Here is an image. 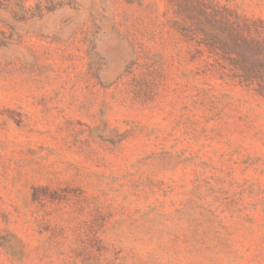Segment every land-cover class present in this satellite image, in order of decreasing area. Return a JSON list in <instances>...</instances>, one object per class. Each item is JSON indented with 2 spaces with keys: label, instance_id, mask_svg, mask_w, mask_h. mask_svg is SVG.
<instances>
[{
  "label": "rangeland",
  "instance_id": "1",
  "mask_svg": "<svg viewBox=\"0 0 264 264\" xmlns=\"http://www.w3.org/2000/svg\"><path fill=\"white\" fill-rule=\"evenodd\" d=\"M193 58L168 0H0V264H264V96Z\"/></svg>",
  "mask_w": 264,
  "mask_h": 264
},
{
  "label": "trees",
  "instance_id": "2",
  "mask_svg": "<svg viewBox=\"0 0 264 264\" xmlns=\"http://www.w3.org/2000/svg\"><path fill=\"white\" fill-rule=\"evenodd\" d=\"M177 31L206 71L264 96V22L212 0H168Z\"/></svg>",
  "mask_w": 264,
  "mask_h": 264
}]
</instances>
